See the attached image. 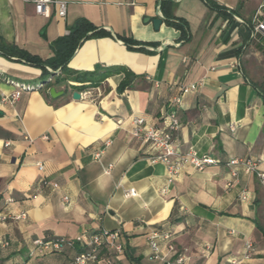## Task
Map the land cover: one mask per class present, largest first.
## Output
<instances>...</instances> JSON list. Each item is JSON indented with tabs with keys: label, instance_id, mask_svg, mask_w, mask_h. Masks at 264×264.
Listing matches in <instances>:
<instances>
[{
	"label": "crops",
	"instance_id": "1",
	"mask_svg": "<svg viewBox=\"0 0 264 264\" xmlns=\"http://www.w3.org/2000/svg\"><path fill=\"white\" fill-rule=\"evenodd\" d=\"M63 1L61 19L55 6L44 17L21 0H0V41L53 60L61 48L51 45L85 20L99 33L81 41L66 67L109 73L87 97L58 88L52 98L40 69L0 56V214L26 215L0 224V263L70 264L76 245L31 256L33 242L117 230L124 254L102 251L88 264H164L151 257L153 231L171 236V264L177 256L181 264H264V183L238 169L227 187L232 159L256 161L264 174V33H251L255 17L264 23V0ZM171 17L185 23V37L166 24ZM11 82L29 87L14 105L1 102ZM189 84L198 88L182 97L175 143L217 163L184 165L170 180L150 162L154 151L130 137V120L162 127Z\"/></svg>",
	"mask_w": 264,
	"mask_h": 264
},
{
	"label": "built area",
	"instance_id": "2",
	"mask_svg": "<svg viewBox=\"0 0 264 264\" xmlns=\"http://www.w3.org/2000/svg\"><path fill=\"white\" fill-rule=\"evenodd\" d=\"M24 3L33 5L36 15L48 17L50 7H56V15L58 18L63 19L67 12V2L63 0H21ZM251 27L252 36L255 34L264 33V23L259 22L255 17ZM52 79H49V82ZM14 85V91L1 99L2 103L14 105L20 98L23 91L29 90V87L19 83L11 82ZM43 87V85H41ZM198 84L184 85L179 88L178 94L171 100V108L166 111L163 117L162 127H156L148 124L141 117H132L130 120L129 135L132 139L138 141L141 145H147L154 151L150 158L151 163H161L164 165L166 174L171 180L175 177L184 165H189L196 170H203L205 167L216 164L217 162L209 156H198L194 151L182 152L179 146L175 143L174 136L180 128V121L177 116V109L181 105L182 97L193 93L197 90ZM80 97H87L90 90L86 89L78 92ZM46 139V137H43ZM105 147L110 145V141H105ZM7 145V144H6ZM102 152L94 154V159L98 160ZM227 166L231 168L230 177L231 181L227 183L230 188L237 180L238 169L245 175L256 174L259 179L264 183V174L258 173L257 162L250 159H232L228 161ZM39 170L42 167L38 166ZM111 165L107 167V173ZM56 188V185H53ZM133 191H129V195ZM67 201V198H63ZM26 215L20 213L16 216H9L0 214V224L5 223L8 219L24 220ZM34 251L30 255L39 254L44 255L47 253H60L65 248H72L76 245V252L71 259L70 264H88L91 262H98L101 259V252L106 251L115 254L116 256L124 254L125 246L121 240L119 231L113 230H100L98 232L79 235L73 239L55 238L50 241L36 240L33 242ZM148 245L151 251V257L156 260L162 261L164 264H171L169 254L173 252V245L171 236L168 233L153 231L148 237ZM7 247L6 242L0 243V258L4 248ZM251 250V243L245 244V255H249ZM106 264H114L110 259L105 258ZM184 261L183 256H177L174 259V264H181ZM1 264V263H0ZM229 264H240L238 259L229 260Z\"/></svg>",
	"mask_w": 264,
	"mask_h": 264
},
{
	"label": "trees",
	"instance_id": "3",
	"mask_svg": "<svg viewBox=\"0 0 264 264\" xmlns=\"http://www.w3.org/2000/svg\"><path fill=\"white\" fill-rule=\"evenodd\" d=\"M166 14V12H165ZM168 15V14H167ZM174 18L165 19L167 25L172 26L180 31L181 37H185L186 25L184 22L178 20L173 21ZM95 27L85 20H79L75 25L70 29L68 35L64 38L58 39L54 44L51 45V48L60 47L59 58L53 60L42 61L36 56L29 54L28 52L19 49L18 47L10 44H5L0 41V56L8 59L14 60L17 62H22L26 65L38 68L41 70V78L48 79L54 78V81H48L46 85L47 88H63V92L66 93L68 88L76 92H81L88 89L89 87H94L100 81L103 76L108 75L109 72L98 73V71H93L89 73H75L67 69L66 64L67 60L74 52V50L79 46L82 40L95 36ZM89 34V35H88ZM123 44L133 45L132 42L123 40ZM58 52V51H57ZM58 72V73H57ZM77 83L78 85L71 84ZM88 82L89 84H85ZM127 87L126 83H122L119 86V90H123ZM264 101V93H263Z\"/></svg>",
	"mask_w": 264,
	"mask_h": 264
},
{
	"label": "water",
	"instance_id": "4",
	"mask_svg": "<svg viewBox=\"0 0 264 264\" xmlns=\"http://www.w3.org/2000/svg\"><path fill=\"white\" fill-rule=\"evenodd\" d=\"M163 20L164 19H162L161 17H157L156 19L152 20V25H153L154 30L157 31L159 29ZM48 93H49V96L52 98H55V97L62 95V92L57 93L54 88H50ZM79 98H80L79 93H77V92L73 93V99L74 100H78Z\"/></svg>",
	"mask_w": 264,
	"mask_h": 264
},
{
	"label": "bare ground",
	"instance_id": "5",
	"mask_svg": "<svg viewBox=\"0 0 264 264\" xmlns=\"http://www.w3.org/2000/svg\"><path fill=\"white\" fill-rule=\"evenodd\" d=\"M109 98V97H108ZM106 99V98H105Z\"/></svg>",
	"mask_w": 264,
	"mask_h": 264
},
{
	"label": "rangeland",
	"instance_id": "6",
	"mask_svg": "<svg viewBox=\"0 0 264 264\" xmlns=\"http://www.w3.org/2000/svg\"><path fill=\"white\" fill-rule=\"evenodd\" d=\"M36 83V82H35Z\"/></svg>",
	"mask_w": 264,
	"mask_h": 264
}]
</instances>
